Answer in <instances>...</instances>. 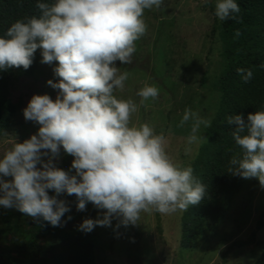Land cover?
Returning <instances> with one entry per match:
<instances>
[{
  "label": "rangeland",
  "instance_id": "obj_1",
  "mask_svg": "<svg viewBox=\"0 0 264 264\" xmlns=\"http://www.w3.org/2000/svg\"><path fill=\"white\" fill-rule=\"evenodd\" d=\"M222 4L54 0L36 70L10 81L17 111L0 135L1 255H26L18 229L33 227L63 156L82 152L110 177L95 264L255 263L264 249V226L256 228L264 154L225 216L194 247L180 245L192 164L220 100Z\"/></svg>",
  "mask_w": 264,
  "mask_h": 264
},
{
  "label": "trees",
  "instance_id": "obj_2",
  "mask_svg": "<svg viewBox=\"0 0 264 264\" xmlns=\"http://www.w3.org/2000/svg\"><path fill=\"white\" fill-rule=\"evenodd\" d=\"M53 7L54 0H0V135L17 111L10 81L36 70ZM222 7L220 100L192 164L190 202L181 216L183 248L194 247L211 222L225 216L246 174L264 154V0H223ZM109 183L106 165L82 152L66 153L33 227L18 229L28 242L26 255L0 254V264H95L97 215ZM4 220L14 225L12 215ZM263 226L264 209L256 228ZM255 235L247 242H254ZM254 264H264V249Z\"/></svg>",
  "mask_w": 264,
  "mask_h": 264
}]
</instances>
